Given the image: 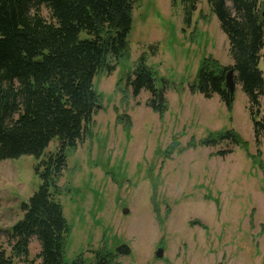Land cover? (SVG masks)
<instances>
[{"label": "rangeland", "instance_id": "1", "mask_svg": "<svg viewBox=\"0 0 264 264\" xmlns=\"http://www.w3.org/2000/svg\"><path fill=\"white\" fill-rule=\"evenodd\" d=\"M41 13L50 19L47 9ZM127 40V57L93 80L100 107L57 182L70 229L64 263L93 264L100 253L121 264H264V139L258 154L247 98L236 84L230 112L218 96L189 91L205 57L232 65L207 0H197L190 27L181 3L139 0ZM142 53L157 86L165 87L162 114L147 106V92L133 97L126 85ZM260 68L264 76V49ZM231 129L247 149L201 145L209 134ZM57 146L51 142L45 155ZM36 163L29 155L0 163V242L7 252L8 233L41 183ZM123 247L128 254L119 253ZM39 251L33 237L27 261L15 264H39Z\"/></svg>", "mask_w": 264, "mask_h": 264}, {"label": "trees", "instance_id": "2", "mask_svg": "<svg viewBox=\"0 0 264 264\" xmlns=\"http://www.w3.org/2000/svg\"><path fill=\"white\" fill-rule=\"evenodd\" d=\"M139 0H0V163L25 155L37 163L34 173L40 185L27 203L23 216L8 233L9 252L0 242V264L27 261L34 237L40 251L39 264H66L65 238L70 229L59 195L58 179L66 168L68 152L74 150L89 131L101 96L93 88L99 73L110 75L120 59L128 55L133 6ZM181 3L184 25L191 26L197 0ZM228 41L232 60L222 66L213 57L203 59L192 94L205 99L218 96L227 111L232 110L234 92L226 86V74L233 70L248 102L254 143L259 154L264 139V76L260 68L264 49V16L260 0H207ZM49 12L46 20L41 10ZM155 53V47H149ZM165 84V83H164ZM133 97L147 92V106L155 113L165 111V87H158L146 53L137 60L126 79ZM56 141L54 153L45 155ZM247 149L235 131L211 133L201 140L204 147L221 144ZM232 149L220 151L225 156ZM45 155V156H44ZM114 255L96 254L93 264H121ZM71 264H85L80 259Z\"/></svg>", "mask_w": 264, "mask_h": 264}, {"label": "water", "instance_id": "3", "mask_svg": "<svg viewBox=\"0 0 264 264\" xmlns=\"http://www.w3.org/2000/svg\"><path fill=\"white\" fill-rule=\"evenodd\" d=\"M263 16H264V13H263ZM225 83H226V86L229 89V91L231 93H233L234 92V89H235V81H234V78H233V70H229L227 72ZM124 212L126 213V210H124ZM119 253H121V254H128L129 253V250L127 248H124L123 247L122 249L119 250ZM154 257L157 260L162 259L163 258V248L158 247L155 250Z\"/></svg>", "mask_w": 264, "mask_h": 264}]
</instances>
